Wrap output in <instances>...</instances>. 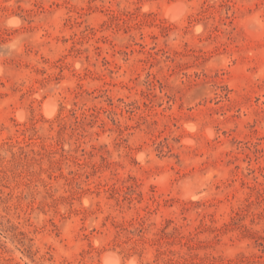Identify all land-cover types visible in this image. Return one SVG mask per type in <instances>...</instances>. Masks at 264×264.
<instances>
[{"label": "rangeland", "instance_id": "1", "mask_svg": "<svg viewBox=\"0 0 264 264\" xmlns=\"http://www.w3.org/2000/svg\"><path fill=\"white\" fill-rule=\"evenodd\" d=\"M107 252L264 264V0H0V264Z\"/></svg>", "mask_w": 264, "mask_h": 264}, {"label": "bare ground", "instance_id": "2", "mask_svg": "<svg viewBox=\"0 0 264 264\" xmlns=\"http://www.w3.org/2000/svg\"><path fill=\"white\" fill-rule=\"evenodd\" d=\"M169 10L172 11V9L170 8ZM176 15V14H175ZM172 16V15H171ZM170 17V16H169ZM174 18V17H173ZM47 104H48V101H47ZM46 106V104H45ZM55 111V107L53 105V103L50 101L49 102V107H45L44 108V113L46 115H52L53 112ZM104 264H118L117 263V258L115 256V254L111 253V252H107L105 255H104Z\"/></svg>", "mask_w": 264, "mask_h": 264}]
</instances>
